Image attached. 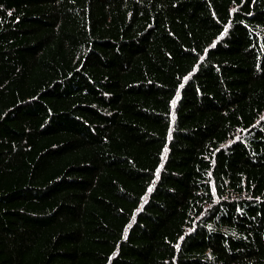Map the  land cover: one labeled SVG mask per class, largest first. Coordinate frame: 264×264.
Returning <instances> with one entry per match:
<instances>
[{
    "label": "trees",
    "instance_id": "1",
    "mask_svg": "<svg viewBox=\"0 0 264 264\" xmlns=\"http://www.w3.org/2000/svg\"><path fill=\"white\" fill-rule=\"evenodd\" d=\"M0 264H264V0H0Z\"/></svg>",
    "mask_w": 264,
    "mask_h": 264
},
{
    "label": "snow or ice",
    "instance_id": "2",
    "mask_svg": "<svg viewBox=\"0 0 264 264\" xmlns=\"http://www.w3.org/2000/svg\"><path fill=\"white\" fill-rule=\"evenodd\" d=\"M227 32V28L225 29V33ZM222 35H223V33H222Z\"/></svg>",
    "mask_w": 264,
    "mask_h": 264
}]
</instances>
